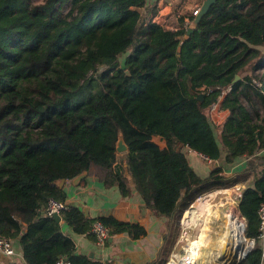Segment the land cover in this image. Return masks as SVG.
Segmentation results:
<instances>
[{
    "label": "trees",
    "instance_id": "16d2710c",
    "mask_svg": "<svg viewBox=\"0 0 264 264\" xmlns=\"http://www.w3.org/2000/svg\"><path fill=\"white\" fill-rule=\"evenodd\" d=\"M156 11L147 0H0V236L19 246L22 264H110L78 253L43 213L48 199L66 201L57 182L83 171L80 183L94 177L122 195L131 181L167 218L206 191L242 183L238 211L253 246L239 264H262L264 0H215L186 39L189 23L167 28ZM219 100L229 113L215 123ZM191 151L219 166L201 175ZM241 160L245 168L230 173ZM59 214L75 234L95 220L110 236L146 234L75 205ZM11 258L0 253V264H16Z\"/></svg>",
    "mask_w": 264,
    "mask_h": 264
},
{
    "label": "crops",
    "instance_id": "0c3cea01",
    "mask_svg": "<svg viewBox=\"0 0 264 264\" xmlns=\"http://www.w3.org/2000/svg\"><path fill=\"white\" fill-rule=\"evenodd\" d=\"M222 97H220V100ZM220 100L211 109L212 111L216 109L215 115L212 116V120L215 123H219L229 113L227 109L219 107ZM158 143L163 145L162 142ZM190 153H192L191 158H188L190 165L198 173L206 176L208 173L207 164H209L207 160L205 159L204 161L203 156L196 152L191 151ZM261 154H264V150L261 151ZM245 166V160L238 161L232 167L230 173L237 174ZM63 187L67 195L65 202L68 205L79 207L90 218L100 215H112L120 221L137 223L146 229V234L141 238H132L128 233L121 232L110 236V239L108 238L103 246H99L93 235L90 233L75 234L60 219L59 222L62 225V230L71 235L78 253L86 254L93 259L110 264H164L168 256L176 250L178 246L176 243L180 233L179 224L185 210L180 209V205L176 207L175 214L170 218L156 215L144 202L141 194L131 181L129 182V192L127 195H122L115 186L105 188L94 177H87L86 182L83 184L80 182L73 184L71 180H65ZM233 187H235V192L239 191L237 192L239 199L243 184L239 183ZM235 205L236 211L239 213L238 203ZM227 223L228 220L225 224ZM196 240L199 242L198 236ZM259 240L262 248V264H264V226L261 228ZM247 242L249 243V241ZM13 248L15 250L13 257L15 258H11L9 262L16 260V264H22L23 259L19 246L14 243Z\"/></svg>",
    "mask_w": 264,
    "mask_h": 264
},
{
    "label": "rangeland",
    "instance_id": "374dc122",
    "mask_svg": "<svg viewBox=\"0 0 264 264\" xmlns=\"http://www.w3.org/2000/svg\"><path fill=\"white\" fill-rule=\"evenodd\" d=\"M45 1L46 0H29L31 4L44 3ZM201 2L202 0H147V3L149 6L156 5V8H157L156 14L152 18H155L156 20H158L165 27L173 28V29L180 27L181 25L184 24L181 22V18H183L185 23H189L190 25L191 22L189 19V15L190 13H195L197 8L199 9V5ZM69 10H70V2H66L61 7V14L63 16L66 15ZM190 28H191L190 26H187V31ZM123 58H124V55L120 57V60H123ZM210 113H211V120H212V116L215 115L216 109L214 111L211 110ZM155 140L157 142H162V140L158 137H155ZM191 155L192 153H189L188 158H191ZM234 188L235 187L231 186V187H226V188L212 189L200 195L202 196L208 192L214 193V195L209 198V203H208L209 205L208 207L206 205V212H204L202 216H200L198 223L195 226H191V228H188L186 230L187 234L191 236L190 238H195L196 236H198L200 233V229L204 227L205 225H209L211 237H215L217 235V232L221 233V229L227 221V215L232 216V214L234 213L236 215H240L236 211V208H235L236 206L235 204L238 203L237 192L239 191L235 192ZM211 212H213V215H210ZM206 216L209 217V222L207 224H204L205 223L204 219H206ZM182 218H183V214H182L181 219ZM181 227H182V224L180 221V224H179L180 231H181ZM251 240L252 241L250 243V247L253 246V239ZM248 246H249V243L245 241V248L243 250V253L245 252ZM206 251L207 249H205L202 252L204 256H205ZM223 260L224 258L219 257V260L216 262H220L219 264H223L222 263ZM236 260H233L234 262L230 261L228 262V264H232V263L235 264ZM209 264H211L210 261H209Z\"/></svg>",
    "mask_w": 264,
    "mask_h": 264
},
{
    "label": "bare ground",
    "instance_id": "6f19581e",
    "mask_svg": "<svg viewBox=\"0 0 264 264\" xmlns=\"http://www.w3.org/2000/svg\"><path fill=\"white\" fill-rule=\"evenodd\" d=\"M213 195V192H208L202 195L193 205L186 209L183 213V224L186 226H195L198 223L200 216L206 212V205L208 207L209 198ZM210 215H213V212H211ZM227 220L228 223L222 227L221 233L217 232L215 237H211L209 225H205L200 229V233L198 235L199 242L198 240H195L191 247L193 258H197L199 252L196 250L199 246L205 245L207 246V251L205 252V256L204 254H202V256L207 259L208 264L209 261L211 264L219 263L216 262L219 260V257L224 258L222 261L223 264H228L230 261L234 262L233 260L239 259L245 248L246 241L244 220L235 213L232 214V216L227 215ZM204 222V224L209 222L208 216H206ZM246 238L249 240V243H251L252 240L248 237Z\"/></svg>",
    "mask_w": 264,
    "mask_h": 264
},
{
    "label": "built area",
    "instance_id": "2783aa9c",
    "mask_svg": "<svg viewBox=\"0 0 264 264\" xmlns=\"http://www.w3.org/2000/svg\"><path fill=\"white\" fill-rule=\"evenodd\" d=\"M207 162L210 163V160L207 159ZM191 204L187 208H189ZM67 206L68 204L65 201H58L54 198H50L48 199L47 204L43 209V213L46 215H53L54 213H60L62 210L67 208ZM258 215H259V227L261 229L264 226V203H262L259 206ZM238 216L242 217L244 220V227H245L244 231L246 233V229H247L246 219L242 215H238ZM181 224H182L181 231L179 233L178 241L176 243L178 244V246L176 247V250H174L168 256L164 264H206L208 263V261L205 260V258L201 255L202 252L205 249H207V246L205 245H200L199 248L196 250L199 252L197 258L192 257L191 247H192L193 242L197 239V236L195 238H190L191 236L187 234L186 230L188 228H191V226L184 225L182 222V219H181ZM89 233L93 235L96 243L99 246H103L107 242L108 238L110 237L108 227L99 220H95L92 222ZM0 253L6 256L15 255V250L13 248L12 240L10 238L0 236ZM219 263H216V264H219ZM53 264H70V263L66 259L59 258Z\"/></svg>",
    "mask_w": 264,
    "mask_h": 264
},
{
    "label": "water",
    "instance_id": "95a60500",
    "mask_svg": "<svg viewBox=\"0 0 264 264\" xmlns=\"http://www.w3.org/2000/svg\"><path fill=\"white\" fill-rule=\"evenodd\" d=\"M215 0H202L200 6H199V9L198 11L195 13V17L194 19L191 21V24H190V29L187 31L186 35H184V39L187 38L188 34L193 30V28L197 25V23L199 22L200 18L202 15H204L208 8L210 7V5L214 2ZM238 75L235 76L234 80L238 79ZM181 146L177 147V150L180 149ZM115 148H116V152L118 154H122L124 152H126L128 150V146L127 144L125 143L124 141V138H123V134L121 131L118 132V135H117V140H116V143H115ZM209 165L212 167V168H216L219 166L218 164V161L217 160H212L210 161ZM87 175V172L86 171H83L81 172L80 174L76 175L75 177L72 178L71 182L73 184H78L85 176ZM65 183V179H60L58 182H57V185L59 187H63ZM197 199V198H196ZM195 199V200H196ZM194 200V201H195ZM184 210V209H182ZM53 218L56 220V221H60V214L59 213H54L53 215ZM110 239V238H109ZM251 247L249 249H247L241 256L239 259L236 260L235 264H239L244 258L245 256L248 254V252L250 251Z\"/></svg>",
    "mask_w": 264,
    "mask_h": 264
}]
</instances>
